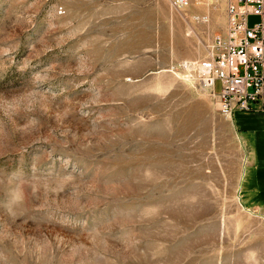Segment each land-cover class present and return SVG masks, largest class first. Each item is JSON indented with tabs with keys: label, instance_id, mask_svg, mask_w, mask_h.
I'll return each instance as SVG.
<instances>
[{
	"label": "rangeland",
	"instance_id": "374dc122",
	"mask_svg": "<svg viewBox=\"0 0 264 264\" xmlns=\"http://www.w3.org/2000/svg\"><path fill=\"white\" fill-rule=\"evenodd\" d=\"M229 1L0 0V264H264L263 163L240 191L190 65Z\"/></svg>",
	"mask_w": 264,
	"mask_h": 264
},
{
	"label": "built area",
	"instance_id": "2783aa9c",
	"mask_svg": "<svg viewBox=\"0 0 264 264\" xmlns=\"http://www.w3.org/2000/svg\"><path fill=\"white\" fill-rule=\"evenodd\" d=\"M189 2L178 0L183 7ZM190 65L227 117L236 110L264 111V0H230L225 32L215 34L207 56Z\"/></svg>",
	"mask_w": 264,
	"mask_h": 264
},
{
	"label": "crops",
	"instance_id": "0c3cea01",
	"mask_svg": "<svg viewBox=\"0 0 264 264\" xmlns=\"http://www.w3.org/2000/svg\"><path fill=\"white\" fill-rule=\"evenodd\" d=\"M237 111V110H236ZM235 111V112H236ZM235 112L232 117L235 124L237 125L241 136L243 137L244 141L246 142L247 146L250 149V156L248 157V162L244 166V171L242 173L241 178V184H240V191L242 189L241 186H243V179L245 180V177L248 176L250 172H252L255 168L258 169L261 167V163H263L264 166V136L260 133V129L253 125L251 128H248L247 126H243V124L237 123L235 120ZM246 133H243V130H246ZM249 169L251 171H249ZM256 180L264 181V173H261V175H256ZM253 189L252 187H249L248 190ZM242 194V192H241ZM260 198H252V200H258Z\"/></svg>",
	"mask_w": 264,
	"mask_h": 264
}]
</instances>
